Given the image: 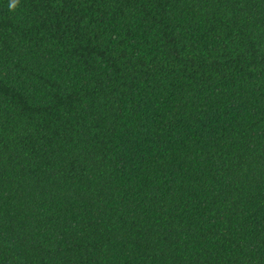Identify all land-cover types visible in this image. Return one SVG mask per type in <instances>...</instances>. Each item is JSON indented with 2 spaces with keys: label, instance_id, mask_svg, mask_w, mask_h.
I'll return each instance as SVG.
<instances>
[{
  "label": "trees",
  "instance_id": "16d2710c",
  "mask_svg": "<svg viewBox=\"0 0 264 264\" xmlns=\"http://www.w3.org/2000/svg\"><path fill=\"white\" fill-rule=\"evenodd\" d=\"M0 0V264H264V0Z\"/></svg>",
  "mask_w": 264,
  "mask_h": 264
},
{
  "label": "clouds",
  "instance_id": "9594fccd",
  "mask_svg": "<svg viewBox=\"0 0 264 264\" xmlns=\"http://www.w3.org/2000/svg\"><path fill=\"white\" fill-rule=\"evenodd\" d=\"M18 0H11L10 2V10H15L16 6H17Z\"/></svg>",
  "mask_w": 264,
  "mask_h": 264
}]
</instances>
